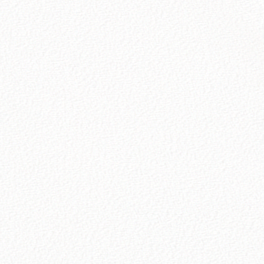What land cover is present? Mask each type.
I'll use <instances>...</instances> for the list:
<instances>
[{
  "label": "snow or ice",
  "instance_id": "1",
  "mask_svg": "<svg viewBox=\"0 0 264 264\" xmlns=\"http://www.w3.org/2000/svg\"><path fill=\"white\" fill-rule=\"evenodd\" d=\"M0 264H264V0H0Z\"/></svg>",
  "mask_w": 264,
  "mask_h": 264
}]
</instances>
